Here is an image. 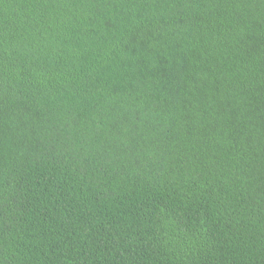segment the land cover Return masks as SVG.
<instances>
[{
  "label": "trees",
  "instance_id": "obj_1",
  "mask_svg": "<svg viewBox=\"0 0 264 264\" xmlns=\"http://www.w3.org/2000/svg\"><path fill=\"white\" fill-rule=\"evenodd\" d=\"M0 264H264V0H0Z\"/></svg>",
  "mask_w": 264,
  "mask_h": 264
}]
</instances>
